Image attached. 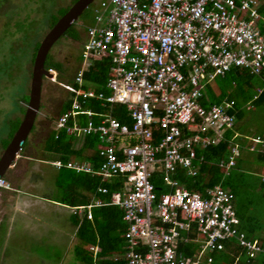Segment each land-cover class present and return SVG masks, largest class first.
Instances as JSON below:
<instances>
[{"label": "built area", "instance_id": "obj_1", "mask_svg": "<svg viewBox=\"0 0 264 264\" xmlns=\"http://www.w3.org/2000/svg\"><path fill=\"white\" fill-rule=\"evenodd\" d=\"M263 5L264 0H102L94 9L95 24L86 28L82 68L74 79L77 88L63 85L72 95L71 108L55 126L76 142L97 134L100 163L97 169L54 165L104 180L124 178L110 203L97 200L76 208L74 214L85 209L91 219L94 206H118L127 225V264H215L213 255L224 252L229 243L239 248L247 263L263 252L240 228L235 196L229 189L216 185L203 192L190 191L174 178L179 170L197 176L204 161L197 150L218 145L224 133L235 127L234 102L205 108L203 91L232 69L262 71ZM96 57L111 61L102 91L84 79ZM47 71L57 83V72ZM91 100L108 109L95 112L89 107ZM115 105L126 107L131 126L113 116ZM81 116L86 117L84 125ZM95 117H100L98 124ZM229 149L228 160L219 164L225 175L236 167L243 147L232 141ZM247 150L264 152L263 138L250 139ZM156 174L169 189L161 195L152 182ZM0 189L12 188L1 178ZM191 243L200 246L191 256L179 250L181 244Z\"/></svg>", "mask_w": 264, "mask_h": 264}, {"label": "trees", "instance_id": "obj_2", "mask_svg": "<svg viewBox=\"0 0 264 264\" xmlns=\"http://www.w3.org/2000/svg\"><path fill=\"white\" fill-rule=\"evenodd\" d=\"M76 1L77 0H74L73 3ZM68 9L69 8L61 11L59 17L54 16L52 18L50 29L56 24L59 18L68 11ZM259 27L264 33V21H261ZM82 30V32L86 33V27ZM63 37L72 39L77 43L84 42L82 33L78 30L75 23ZM45 67L46 69H54L58 73V83L65 84L64 81H62V79H64L68 83L65 85L75 86L77 88L73 76L69 79H65V66L63 63L53 61L47 62L46 60ZM110 67L111 61L109 58H93V62L84 73L85 81L97 86V90H104L109 76ZM58 85H56L58 89H56L57 91L55 92L59 95H57L56 98L54 97V99L60 100L58 109L48 107V110L46 107L47 103L44 101V96L42 95L41 111L47 115L46 117L51 123H54L59 117L67 113L72 104V95L63 86ZM259 90H262V92L259 93ZM203 92L204 96L201 100V105L205 108L215 104H221L225 101L234 102V109H232L231 112L236 115V126L224 133V139L218 145L197 150L198 157H204V161L200 166L199 174L197 176L191 178L186 175L184 170H179L174 178L190 191L203 192L205 189L212 188L216 185H221L223 188L229 189L235 196L233 202L235 210L236 198H243V201L246 200L250 202V204H254L255 202V204L264 203L263 191L262 193H259V195H255L254 192L249 190L252 189L250 188L252 187L251 185L248 186L249 189H245L244 186L248 185V182L246 183L244 178L242 181V178L240 177H244L246 174L237 171L238 165L231 169L228 175H225L223 169L219 166L222 160H228L229 158V147L230 143L234 141L233 137L235 132H241V134L244 135L236 138L238 142L240 141L242 143V146H245L248 142L246 137L252 134L254 136L261 135L264 132V126L260 127L258 130H250V127L248 128L244 126V124L240 125L246 111L257 109L259 115L264 111V68L259 74H252L246 69H232L224 76L217 77L213 82L206 84ZM28 99L29 97L26 98V101H28ZM89 107L95 112H105L108 109L102 108L100 106V101L96 100H91L89 102ZM112 114L121 124L131 126L132 122L130 114L126 107L115 105L112 109ZM85 122L86 117L81 116L80 124L84 125ZM99 122L100 119L97 118L95 123L98 124ZM19 125L20 123L16 122L14 127H12L11 136L9 137L8 142L5 143L4 148H6L11 141ZM68 125H72V121H69ZM36 127L37 125L34 126L33 131L36 130ZM30 146L31 145H29L28 141H26L22 147V151L27 150ZM99 146H101V143L97 134L82 136L78 142H75L74 137L71 134H68L66 130L62 129L59 133L51 130L48 132L45 139L44 155L60 161L64 165H67L71 161L82 159L85 162L91 163L93 168L97 169L100 163L98 157ZM89 151L92 152L90 157L86 156ZM257 157L260 161L264 162V152L258 153ZM60 173L61 175L59 176L57 185L62 195H64L61 202L67 206L87 205L91 202V197L83 196L75 190H72L70 186L83 187L92 192L102 201L110 202L112 193L119 187H122L124 181V178L117 177L113 180V183L108 184L103 182L100 177L92 176L88 173H76L68 168H63ZM152 182L159 195L169 190L163 183L160 174L155 175L152 178ZM261 186L264 190V183H261ZM100 188H106L108 192L106 194L100 193L98 191ZM244 216V213L238 215L241 220L242 218L245 219ZM126 229L127 225L123 221V213L117 206L109 205L102 207L101 209H95L94 222L90 223L86 221L82 223L79 238L86 243V246L90 245L93 247L94 245L99 244L101 251L95 257L93 253L88 251V249L84 250L83 248L77 247L76 261L74 264H127L124 259V254L127 251V243L124 239ZM242 230L244 229L242 228ZM244 231H247V239L252 242L257 241L263 252L256 253L255 258L251 259L250 263H247L245 255L239 254V248L234 247L229 243L226 244V250L224 252L213 255L215 258V264H235L238 256L240 258L239 264H264V236H259L256 233L257 229L255 228H249L248 230L245 229ZM192 237L195 238L196 235L194 234ZM199 247L200 246L197 243H191L189 245L181 244L179 250L184 254L191 256L195 250L199 249ZM116 252L120 254L118 259H114L111 256Z\"/></svg>", "mask_w": 264, "mask_h": 264}, {"label": "rangeland", "instance_id": "obj_3", "mask_svg": "<svg viewBox=\"0 0 264 264\" xmlns=\"http://www.w3.org/2000/svg\"><path fill=\"white\" fill-rule=\"evenodd\" d=\"M73 1L0 0V156L5 150V143L8 142L11 136L12 127H14L16 122L21 123L22 118L25 116L29 102V99L26 101V98L30 95L34 60L38 51L37 48H39L38 46H40L50 31L52 18L54 16L59 17L61 11L70 8L74 4ZM101 1L96 0L91 4L75 23L78 30L82 33L84 42L77 43L72 39L62 37L53 45L49 52L47 62L63 63L65 66V79L73 76L76 66L81 61L83 45L86 42L85 33L82 32V29L95 24L94 9ZM62 81L68 84L64 79ZM56 85L58 84H55L51 79H44L43 81L42 95L44 96V101L47 103V108H59L60 100L54 99V97L56 98L59 95L55 92L58 89ZM46 116L43 113L40 116L41 118L37 117L36 122L38 123V128L35 130L33 137L34 142L41 143V145L44 144L48 132L53 130V123ZM241 124H244L248 128L250 127L251 130H258L264 126V111L260 115L257 109L246 111L243 120L240 122ZM30 147V151L28 152L32 153L34 157H40L43 153L42 146H40L42 150L39 148L35 152L33 151V145ZM22 158H19L16 164L18 162V166L22 165L20 168L23 171L25 164H21L24 161ZM45 160H47L45 161L46 164L41 169L43 171L45 170L43 181L37 179L35 172H32V177L30 176L31 182L34 185L33 188H36L33 190V193L37 195L36 197L42 198L43 195H46L54 200H58V189L54 183L56 171L51 166V160L49 158H45ZM22 171L16 172L17 174L13 171L14 176L12 178L14 179L15 177L17 178V182H20L19 178L22 177ZM30 179L28 178V181ZM9 184L11 188L17 185L15 179ZM28 194L33 195L29 192L23 193L21 198L23 201L26 200V205L29 202L27 200L30 199ZM16 201L18 202L19 200ZM31 201L36 203L38 200L35 198ZM255 203L251 206L253 217L258 226L261 227V230H264V203ZM1 209L0 264H41V261L44 259L41 260L40 258L48 256L47 251H45L46 249L49 251L52 249L54 251L57 250L56 252L60 254L61 250L58 247L62 248L61 246L54 244L52 246L56 247L51 249L45 247L47 244L41 243L42 241L46 243L53 238L56 240L62 239L63 242L65 240L63 251L64 247H69L71 250V243L68 241L70 237L67 238L66 236L58 235V221L60 219L64 221L67 218L63 214H57V211L47 204V202H37L36 206L28 209V212L27 208L25 210L23 207L20 210L10 208L9 217L5 219L2 217L5 211ZM25 213L29 215L25 216ZM68 228H70L68 234L72 236L73 229L70 226ZM62 229L67 232V227H63ZM53 254L54 252H50V255L53 256ZM70 254L68 253V255ZM57 264L59 263L57 262Z\"/></svg>", "mask_w": 264, "mask_h": 264}, {"label": "crops", "instance_id": "obj_4", "mask_svg": "<svg viewBox=\"0 0 264 264\" xmlns=\"http://www.w3.org/2000/svg\"><path fill=\"white\" fill-rule=\"evenodd\" d=\"M260 12H261L262 17L264 18V5L261 7ZM81 68H82V57H81V62H79V64L76 66V70L73 73L74 79H75L76 75L78 74V72L80 71ZM57 77H58V73H57ZM44 79H47V78H44ZM47 80H49V79H47ZM58 84L63 86L66 83L65 84L58 83ZM48 110H49V108H48ZM40 112H41L40 113V116H41V114H43V112L41 110H40ZM40 116H38V117H40ZM97 118L100 119V117H95L94 120H96ZM22 120H23V118H22ZM40 121H42V119H40ZM55 122L53 123V131L56 132L57 130H56ZM35 125H37V127H36V130H37V128H38L37 122H35ZM60 131H57V132L59 133ZM34 133H35V131L32 130L31 133L29 134L28 138H27V141H28L29 145H33V147H34L33 151L34 152L36 150H38L40 148V146H42L41 148L43 150L41 148L40 149L42 150L43 153L41 154L40 157H34V156H32V153L28 152V151H30L29 148H31V147L27 148V150L23 151L21 154L19 153L18 156H17L18 159L21 158V157H23L22 159H24L23 162L20 161L21 164H25V168L23 169V171L20 168V166H22V165L18 166V162H17V164L15 163V166L12 169L8 170L6 175L3 177V179H5V180L8 179L7 182L10 180L11 183L15 179V183H17V185L14 188L12 187L11 190L0 189V208H2L1 209L2 211H5V214L2 212L3 213L2 217H3V219H5L6 217H9V209L10 208H12L14 210H16V209L20 210L23 207V208H25V210L27 208V212H28V209L36 206L37 202L38 203L41 202V201L47 202V204H49L53 209H55L57 211V214H60V215L63 214L67 218V219H64V221L62 219H60L58 221L59 222L58 223V225H59L58 235L66 236L67 238L70 237V239L68 241H70V243H71V250L69 249V247H64V251H63V246L65 244L64 243L65 240L63 242L62 239L56 240V239L53 238L52 240H50V241H48L46 243L42 241L41 243L47 244L45 246L46 248H51L52 249L53 247H56V246H52L54 244L57 245V246H61L62 248L58 247L61 250L60 254L56 252L57 250L54 251L52 249L53 251L52 250L49 251V250L46 249L45 251H47L48 256L45 257V258L44 257L40 258L41 260L44 259V260L41 261V264L42 263L43 264H57V262L59 264H66V263L67 264H74L75 261H76V250H77V247L83 248L84 250L88 249V251L93 253L94 256L96 257V255L99 254V252L101 251L100 245L99 244L94 245V246L92 245L94 247L95 251H90L89 248H88L90 245L86 246V243L81 241V239L79 238V232H80V228H81V225H82L83 222H86V221L90 222V223L94 222V210L95 209H101L102 207H106V206H109V205L92 207L91 210H90V213H91V216H92L91 219H88V217L86 216V213H88V211L85 210V209L83 210V212H81L79 214H74V210L76 208L85 207V206H88V205H94L97 200L102 201L100 198H97V196L94 195L89 190H87V189H85L83 187H75V186H70V188L72 190H75L76 192L82 194L83 196L91 197V202L88 203L87 205L86 204H84V205L82 204V205H78V206H67V205L63 204L61 202L62 201L61 199L63 198L64 195H62V193L59 191V188H58V185H57V181L59 179V176L61 175L60 171L63 168H66V167H63L62 169H58L57 167H55L54 164L56 162H60V161L54 160V159L50 158L49 156H45L44 155L45 142H44L43 145H41V143L39 144L38 142H34V138H33L34 137ZM242 136H244V135H242L241 132H235V135L233 137L234 141H237L236 138L242 137ZM257 136L262 137L263 140H264V132H263V134L257 135ZM257 136H254L252 134V135L246 137V139H248V142L246 143L245 146H242L243 149H242V152H241V158L237 162V165H238L237 169L238 170L236 169L237 171L246 174L244 177H240V178H242V181H243V178H244L245 182L246 183L248 182V185L244 186L245 189H249L248 188L249 185L252 186L250 188H252L255 191H253L252 189H249V190L254 192L255 195L256 194L259 195V193H262V191L264 193V190L262 189V186H261V183H264V178H263L264 177V162H262V161H260L258 159V157H257L258 154L248 152L247 148L249 146L250 139L255 138ZM35 143H38V144H35ZM101 146H99L100 149H101ZM41 150H40V152H41ZM91 153L92 152H90V151L87 152L86 156L90 157ZM45 158H47V159L49 158L51 160V162H50L51 166H53V168L56 171L54 183H55V187L58 189V194H59L58 200H54L53 198H51L49 196H46V195H43L42 198L36 197L37 195H35L33 193V190L36 189V188H33L34 185L32 184L30 178L33 176V173L35 172L37 179L39 181H43L42 179L45 176L44 175V171L45 170L43 171L41 169H42V166H44V164H46L45 161H47V160H45ZM69 163L79 164V165H87V166H92L93 167V165L91 163L85 162L82 159L81 160L71 161ZM13 171L15 173L22 171V173H21L22 177L19 178L20 182H17V178H15V177H14V179L12 178L14 176ZM76 173H86V172H76ZM88 174H90V173H88ZM90 175H92V174H90ZM9 176H11V177H9ZM92 176H97V175H92ZM97 177H99V176H97ZM28 178L30 179V181H28ZM115 178H117V177H115ZM115 178H112L111 180H104L102 178L101 179H102L103 182L111 184V183H113V180ZM258 182H260V183H258ZM28 192L30 194H33L34 196L28 194V197L30 199L27 200L29 202H27L28 205H26V200L23 201L21 198L23 196V193L25 194V193H28ZM4 197H5V199H3ZM35 198L38 200V201H36V203L31 201V200H33ZM16 200H19V201L17 202ZM102 202H105V201H102ZM110 202H111V200H110ZM110 202H105V203H110ZM22 205H24V206H22ZM235 205H236V211H238L237 212L238 215L239 214L242 215L243 213L245 214V216H244L245 219L242 218V220H241L239 218L240 219V228L241 229L243 228L244 230L245 229L248 230L249 228H255V229H257L256 233L259 236H264V230H261V227L258 226L257 222H255V218L253 217V211L251 209L252 208L251 207L252 204H250V202H248L246 200L243 201V198H239V199L236 198ZM113 206H116V205H113ZM241 206H242V208H241ZM6 213H7V215H6ZM27 215H29V214L25 213V216H27ZM68 226L72 227V229H73L72 236H70L71 234H68V230L70 231V228H68ZM63 227H65V228L67 227V232L63 231V229H62ZM244 230H242V231H244ZM244 232L247 235V231H244ZM69 250H70V252H69ZM50 252L51 253L54 252L53 256L50 255ZM67 252L71 253V254L68 255ZM71 255H72V257H70ZM111 256L114 259H118L120 257V254L116 252V253H114ZM67 261H70V262H67ZM239 263H240V259L238 261H236L235 264H239Z\"/></svg>", "mask_w": 264, "mask_h": 264}, {"label": "water", "instance_id": "obj_5", "mask_svg": "<svg viewBox=\"0 0 264 264\" xmlns=\"http://www.w3.org/2000/svg\"><path fill=\"white\" fill-rule=\"evenodd\" d=\"M95 1L77 0L50 29L40 44L34 60L29 102L25 116L3 154L0 156V179L6 175L8 170L15 166L18 159L17 156L33 130L37 117L41 113L43 81L44 78L50 79L52 77L45 67L51 48Z\"/></svg>", "mask_w": 264, "mask_h": 264}, {"label": "clouds", "instance_id": "obj_6", "mask_svg": "<svg viewBox=\"0 0 264 264\" xmlns=\"http://www.w3.org/2000/svg\"><path fill=\"white\" fill-rule=\"evenodd\" d=\"M48 70V69H47ZM23 152V151H22Z\"/></svg>", "mask_w": 264, "mask_h": 264}]
</instances>
